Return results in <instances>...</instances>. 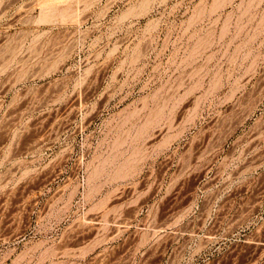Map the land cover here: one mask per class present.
Instances as JSON below:
<instances>
[{
    "label": "rangeland",
    "instance_id": "1",
    "mask_svg": "<svg viewBox=\"0 0 264 264\" xmlns=\"http://www.w3.org/2000/svg\"><path fill=\"white\" fill-rule=\"evenodd\" d=\"M0 264H264V0H0Z\"/></svg>",
    "mask_w": 264,
    "mask_h": 264
},
{
    "label": "bare ground",
    "instance_id": "2",
    "mask_svg": "<svg viewBox=\"0 0 264 264\" xmlns=\"http://www.w3.org/2000/svg\"><path fill=\"white\" fill-rule=\"evenodd\" d=\"M49 5V4H48ZM44 8V7H43ZM66 11V10H65ZM72 15H75V14H73L72 13ZM62 17V18H64V20H65V18L67 17V14L66 13H64V12H62V13H60V14H57L56 12H54L53 10H51V8H50V6H48L47 8H44L43 10H42V12H41V14H40V16H39V18H38V22L40 21H48V20H51V19H54L55 17L57 18V17ZM68 18H70V16H68ZM73 19H75L76 17H72ZM61 20H63V19H61Z\"/></svg>",
    "mask_w": 264,
    "mask_h": 264
}]
</instances>
